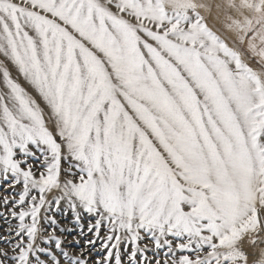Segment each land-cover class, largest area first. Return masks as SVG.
Segmentation results:
<instances>
[{
    "label": "snow or ice",
    "instance_id": "6c2138e0",
    "mask_svg": "<svg viewBox=\"0 0 264 264\" xmlns=\"http://www.w3.org/2000/svg\"><path fill=\"white\" fill-rule=\"evenodd\" d=\"M0 85V264H264V0H0Z\"/></svg>",
    "mask_w": 264,
    "mask_h": 264
},
{
    "label": "rangeland",
    "instance_id": "374dc122",
    "mask_svg": "<svg viewBox=\"0 0 264 264\" xmlns=\"http://www.w3.org/2000/svg\"><path fill=\"white\" fill-rule=\"evenodd\" d=\"M13 76L14 77H16L17 76V73L15 72V71H13ZM20 82L23 84L24 82H23V80H22V78H20ZM0 87H2V85H0ZM4 194V191H3V188L2 187H0V196H2ZM0 211H3V208H0ZM56 215H57V219L58 220H60L65 226H70L71 227V225L68 223V221L69 220H71V214L69 213V214H67V216H65V215H63V214H61V213H56ZM9 220H8V224L6 225V227L5 228H0L1 230H0V235H3L4 234V230L9 226V224H11L13 227L16 225V224H18V221L17 220H14V219H12L10 216H9V218H8ZM1 221H3V219L2 218H0V222ZM83 223L85 224V230L87 229V224L86 223H88V221L87 220H85V221H83ZM2 232V233H1ZM89 235H91V234H89ZM102 235H103V232H102ZM71 238V237H70ZM0 247H7V245H2V244H0Z\"/></svg>",
    "mask_w": 264,
    "mask_h": 264
},
{
    "label": "bare ground",
    "instance_id": "6f19581e",
    "mask_svg": "<svg viewBox=\"0 0 264 264\" xmlns=\"http://www.w3.org/2000/svg\"><path fill=\"white\" fill-rule=\"evenodd\" d=\"M9 220V219H8ZM8 224V221L6 222L4 219H3V221H1L0 222V228H5L6 227V225ZM87 224V223H86ZM70 227V226H69ZM1 230V229H0ZM4 232V231H3ZM2 233V232H1ZM85 235H89L88 233H87V231L85 230ZM90 236V235H89ZM3 245V244H2Z\"/></svg>",
    "mask_w": 264,
    "mask_h": 264
}]
</instances>
